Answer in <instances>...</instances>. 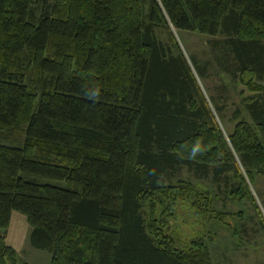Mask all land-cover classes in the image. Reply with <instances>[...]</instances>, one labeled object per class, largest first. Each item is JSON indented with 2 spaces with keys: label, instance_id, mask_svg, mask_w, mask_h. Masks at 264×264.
<instances>
[{
  "label": "trees",
  "instance_id": "obj_1",
  "mask_svg": "<svg viewBox=\"0 0 264 264\" xmlns=\"http://www.w3.org/2000/svg\"><path fill=\"white\" fill-rule=\"evenodd\" d=\"M169 25L223 35V64L259 83L235 151ZM0 134V228L25 214L51 264H211L161 196L200 215L210 191L164 180L264 166V0H0ZM0 264H30L3 233Z\"/></svg>",
  "mask_w": 264,
  "mask_h": 264
},
{
  "label": "rangeland",
  "instance_id": "obj_2",
  "mask_svg": "<svg viewBox=\"0 0 264 264\" xmlns=\"http://www.w3.org/2000/svg\"><path fill=\"white\" fill-rule=\"evenodd\" d=\"M156 32L173 51L174 44H178L184 52L233 152L230 132L241 120L252 122L247 104L255 99L258 92L252 83H259L254 77L250 80L242 71L236 72L229 58L223 64L221 60L225 58L218 56V50L223 48V35L209 37L197 30L176 29L171 25L157 27ZM10 136L0 134V139H11ZM233 156L239 164V173L229 171L219 180H215L212 173L198 176L186 166L164 180V185L180 179L189 180L209 190L212 196L210 212L199 215L195 209L181 205L180 201L184 198L181 195L165 192L161 196L170 208L167 214L172 212L177 218L170 220L171 228L179 230L185 238L201 235L210 249L211 264H264V166L259 165L248 174L239 155L234 153ZM237 184L241 185L240 193L235 187ZM142 209L148 217V203ZM31 231L25 214L18 210L12 211L9 226L0 228V233L16 249L20 259L30 264H51L48 249L32 244Z\"/></svg>",
  "mask_w": 264,
  "mask_h": 264
}]
</instances>
